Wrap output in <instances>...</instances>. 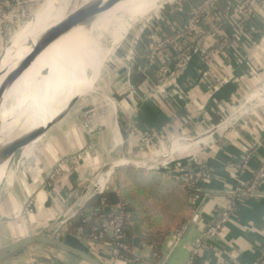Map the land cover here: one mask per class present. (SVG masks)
Instances as JSON below:
<instances>
[{"label":"crops","instance_id":"crops-1","mask_svg":"<svg viewBox=\"0 0 264 264\" xmlns=\"http://www.w3.org/2000/svg\"><path fill=\"white\" fill-rule=\"evenodd\" d=\"M10 3L0 0V22ZM239 6L237 0L218 1L211 16L214 22L223 23L227 43L222 44L223 37L212 27L203 26L204 54L193 56L164 93L158 95L152 69L146 67L148 33L135 55L142 70L133 72L137 89L130 98L125 75L116 85L120 92L113 97L115 107L101 105L95 124L90 111L88 126L75 124L74 118L57 122L43 143L31 144L34 146L27 157L21 151L12 173L15 188L0 206V212H6L9 204L10 216L16 220L7 225L9 235L20 230L14 214L25 207L30 194L34 213L28 218V230H20V236L27 232L57 234L59 240L84 248L102 264H159L153 262L157 253L146 244L136 213L125 215L136 262L112 257L110 233L98 239L93 248L87 239L67 232L68 222L78 215L89 223L88 236L99 222L102 212L90 191L94 181H98L99 192L115 193L118 205V182L125 181L137 186L143 193L140 201L156 215L154 232L167 236L158 253L164 259L162 264H185L196 240L219 219L228 202L234 209L225 230L206 243L192 264H258L264 253V183L256 198H247L238 190L248 186L264 157V7L250 6L243 14L238 12ZM164 25L161 34L179 22ZM210 52L213 54L208 58ZM143 137L154 142L149 151ZM247 153L251 157L244 164ZM165 154L171 163L162 173L158 170L163 169L160 163ZM113 162L125 165L107 168ZM182 169L211 175L202 188L204 197L196 224L191 222L195 212L191 192L173 178ZM183 225L186 232L181 242L167 254V241ZM55 255L61 264H79L70 256Z\"/></svg>","mask_w":264,"mask_h":264},{"label":"bare ground","instance_id":"bare-ground-1","mask_svg":"<svg viewBox=\"0 0 264 264\" xmlns=\"http://www.w3.org/2000/svg\"><path fill=\"white\" fill-rule=\"evenodd\" d=\"M162 1L115 0L112 7L95 20L92 28L73 30L41 53L23 75L16 76L21 65L32 54L36 41L58 24L68 9L69 1L63 4L64 0H43L30 23L31 27L27 24L25 30L22 29L12 40L10 50L1 62L0 86L4 87V96L0 107V151H7L41 129L38 126L23 135V128L29 123L31 115L52 99L66 101L71 96L72 87L93 91V72L103 70L102 59L107 57L115 41L136 19L146 15L152 9V4L160 5ZM62 4L63 10H59ZM104 40L106 45L110 40L109 49L104 50ZM67 42L74 43V48L67 55H60V49ZM73 101L55 120L62 119L70 111ZM8 163L0 168V185L4 181Z\"/></svg>","mask_w":264,"mask_h":264},{"label":"built area","instance_id":"built-area-1","mask_svg":"<svg viewBox=\"0 0 264 264\" xmlns=\"http://www.w3.org/2000/svg\"><path fill=\"white\" fill-rule=\"evenodd\" d=\"M219 0H197L189 7L186 8V14L184 20L173 19L179 22V25L168 31L166 34H161L160 30L152 29V35L148 38V46L145 50V60L147 61L148 68L152 69V75L155 80L156 90L159 92L158 95L164 93L166 88L170 87L178 78L179 74L184 71L193 56L204 54L203 50L205 37L201 31L203 26L212 27L216 35L223 37L222 44L227 43V39L222 30L223 23L214 22L212 15L214 7L218 4ZM13 3V2H12ZM10 3V4H12ZM24 3V2H23ZM240 6L238 12L242 13V10L250 8V6H263L264 0H240ZM19 5V4H18ZM209 12L207 21H204L205 13ZM181 21V22H180ZM139 38L136 37L134 45L138 44ZM213 53L208 54V58ZM136 55V54H135ZM136 62V56L131 63H128L127 72L125 73L128 86L127 97H131L135 89L136 84L133 83L134 70L136 73L141 72V67ZM153 96V94H151ZM144 148L149 151L154 147V142L150 137H143ZM251 157V153H247L244 158V164ZM171 161L169 157L164 155V160L160 163V166L165 170L169 168ZM149 165V164H148ZM147 166V165H146ZM152 166H149V168ZM211 175L208 172H194L189 169H182L173 178L176 181L182 182L184 186L188 188L190 192H194L192 200L194 201L195 212L191 218V222L196 224L200 217L198 208L203 200L202 188L203 185L210 179ZM98 181H94L90 187L91 197L98 198L99 209L102 212L99 222L92 227L91 233L88 236V244L95 248L96 242L102 236L107 233L111 234L112 242V257L116 260H124L128 262H136V258H129L131 252L130 244L128 243L127 233L125 230L126 216L123 212L121 205L112 207L108 202V197L104 192H99L97 189ZM264 183V157L260 160L257 170L244 190H238V192L246 196L247 198H256L257 190ZM31 206H29L31 211ZM109 208L107 212L109 215L106 216L104 210ZM233 204L228 202L223 208L219 219L206 227L201 233L195 244L190 249L189 257L185 264H192L202 249L206 248V243L219 236L225 230L226 224L229 221L230 215L233 212ZM32 212V211H31ZM186 232L185 225L180 226L172 235L170 240L167 241L165 250L167 254L178 246L181 242L183 235ZM82 227L78 228L77 234L82 235ZM57 238V234L53 235ZM38 264H54L52 262L38 263ZM154 264V263H152ZM258 264H264V253L261 255Z\"/></svg>","mask_w":264,"mask_h":264},{"label":"rangeland","instance_id":"rangeland-1","mask_svg":"<svg viewBox=\"0 0 264 264\" xmlns=\"http://www.w3.org/2000/svg\"><path fill=\"white\" fill-rule=\"evenodd\" d=\"M43 0H10L13 2L6 12L4 19L0 22V57L2 56L5 49L9 46L10 42L17 37L23 30H25L27 24H30L35 15L39 11V5ZM68 2V9L62 14V19L69 13L77 9L82 5V3H87L85 0H64L63 4ZM197 0H163L160 5L158 3L152 4V9L146 13L143 17L136 19V22L132 23L120 37L113 44L111 51L106 58L102 59L104 67L102 71L96 70L93 72V83L92 90H84L77 87H72L70 89L71 96L66 101H61L60 99H49L50 102L46 104L45 107L38 110L35 114L31 115V119L27 125L23 128V135L29 132L30 129L38 126L46 125L51 119H54L60 115L70 103L71 100H76L69 113L62 117L58 122H66L74 118L75 124H80L81 127L85 125L88 126V111L92 112V122L95 124L97 120L96 112L101 107V105L108 104L115 107V101L113 97L118 95L120 89L118 86L121 82L122 76H125L127 72V65L133 61L135 54L137 52L138 45L143 42V38L148 36V33L152 35L151 30H160L162 32L164 24H172L173 19L185 18L186 8L189 7ZM240 3V0H237ZM24 2V3H23ZM19 4V5H18ZM63 4L58 7L59 10H63ZM248 10V8L242 10L243 14ZM209 12L205 13L204 21H207V15ZM131 21V20H129ZM128 22V21H127ZM177 22V21H174ZM181 22V21H180ZM31 27V24H30ZM23 29V30H22ZM30 29V28H29ZM148 36V38L150 37ZM114 36V35H113ZM112 36V37H113ZM107 37V35H103ZM139 38L138 44L134 45V40ZM111 40V39H110ZM109 40V41H110ZM141 40V41H140ZM109 41H107L109 43ZM108 43L103 42L104 50L109 49ZM58 44V42H57ZM75 44H70L67 42L60 49V55H67L72 51ZM81 45V43H80ZM110 45V44H109ZM105 52V51H104ZM146 57V56H145ZM114 89V90H113ZM59 95V94H56ZM56 95H54L56 97ZM76 98V99H75ZM93 126V125H92ZM98 127V124L94 125ZM50 130L41 139L37 140L43 143V141L48 137ZM45 138V139H44ZM38 145V144H37ZM34 145H30L23 150L22 156L27 157L32 150ZM18 153L15 155L8 163L7 172L3 183L0 185V206H2L6 199L7 193L13 190L15 186L13 185V171L16 170L18 162L20 161V155ZM15 184V183H14ZM28 199L26 205H22L18 212L14 215L18 216L17 223L20 222V230L26 232L29 227V216H32L29 206L33 204V196L28 194ZM5 206V205H4ZM6 212H0V246H3L17 238H20V230H17V235L12 232L9 235L8 226L16 222L10 216L9 204L6 205ZM20 211V212H19ZM67 213V212H66ZM12 214V213H11ZM19 221V222H18ZM7 227V229H6ZM6 231V232H5ZM31 235L30 233H25L23 236ZM17 237V238H16ZM58 254L56 251L49 250L44 247H34L27 252L22 258L16 260L13 263L5 264H38L40 258H50V256H55ZM45 263V262H41Z\"/></svg>","mask_w":264,"mask_h":264},{"label":"water","instance_id":"water-1","mask_svg":"<svg viewBox=\"0 0 264 264\" xmlns=\"http://www.w3.org/2000/svg\"><path fill=\"white\" fill-rule=\"evenodd\" d=\"M114 1L115 0H89L87 3H82V5L74 11L69 12L64 17V19H62L58 24L51 27L48 32H46L42 37H40L36 41L32 49V54L21 65L16 76H20L22 73H24L32 65L35 59L41 53H43L50 45L65 37L73 30L81 29L83 31H86L87 29L92 28V25L94 24L95 20L103 13L108 11L110 7H112ZM11 43L12 42H10L9 46L5 49L2 56L0 57V77L2 73L1 62L3 61V57L5 56L7 51L10 50ZM3 96L4 87L1 88L0 86V107ZM75 101L76 100L72 102V105ZM58 121L59 120H54L53 122L46 124L35 134L15 144L7 151H0V168L5 163L9 162L16 154L20 153L21 151L29 147L32 143H35L37 140L43 137L50 130V128ZM124 165L125 164L121 162H113L109 164L107 168ZM158 171L162 173L166 172L164 169ZM107 197L110 206H116L119 204V199L115 193L110 192L107 194ZM98 208H100L99 205ZM108 211L109 208H106L104 210V212L106 213ZM86 218H88V216ZM34 247H44L49 250L56 251L58 254L70 256L74 258L79 264H102L96 257L86 252L84 248L67 244L50 234L43 233L22 236L3 246H0V264L13 263L16 260L22 258L25 254H27L28 251H30ZM163 260L164 259L162 258L159 264H162ZM38 262H52L54 264H61L57 260L56 255L50 256V258H40Z\"/></svg>","mask_w":264,"mask_h":264},{"label":"trees","instance_id":"trees-1","mask_svg":"<svg viewBox=\"0 0 264 264\" xmlns=\"http://www.w3.org/2000/svg\"><path fill=\"white\" fill-rule=\"evenodd\" d=\"M117 191L120 197V205L123 207V212L125 215L129 213H136L140 217V222L143 226L144 238L146 244L152 247L153 252L157 253V256L153 258V262L159 263L161 256L158 254L161 248V245L166 239L165 233L154 232L153 229L156 228L157 218L155 217L150 209L145 205V203L140 201V197L143 193L137 189L136 185H129L125 181H119L117 186ZM194 192H191V196H193ZM141 194V195H140ZM98 201V198H96ZM109 202V200H108ZM108 216V213H105ZM154 216V219H153ZM68 230L67 232L75 235L77 233L78 228L82 227L83 233L79 237L82 240H88V221L85 219L83 215H78L68 222ZM126 233L128 234V219L126 217ZM153 230V231H152ZM128 243L130 244V238L127 236ZM129 258H132L131 252L129 253Z\"/></svg>","mask_w":264,"mask_h":264}]
</instances>
